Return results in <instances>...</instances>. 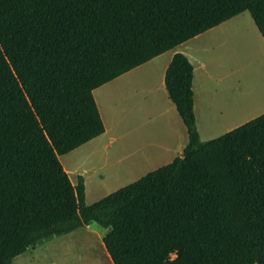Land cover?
<instances>
[{"label":"trees","instance_id":"trees-1","mask_svg":"<svg viewBox=\"0 0 264 264\" xmlns=\"http://www.w3.org/2000/svg\"><path fill=\"white\" fill-rule=\"evenodd\" d=\"M242 2L264 40V0ZM71 7V0H0V71L56 178L55 195L38 212L0 229V264L92 222L107 229L102 243L112 264H264V112L201 140L193 66L181 52L173 54L164 84L186 127L182 153L86 203L82 177L73 184L59 156L104 132L92 93L37 117L5 55L11 56L7 43Z\"/></svg>","mask_w":264,"mask_h":264},{"label":"rangeland","instance_id":"rangeland-1","mask_svg":"<svg viewBox=\"0 0 264 264\" xmlns=\"http://www.w3.org/2000/svg\"><path fill=\"white\" fill-rule=\"evenodd\" d=\"M215 14L213 24L226 21L211 29L208 56L215 79L220 72L226 77L212 84L219 116L209 132L213 137L264 112L263 38L242 0H218ZM155 93L133 83L127 99L110 103L107 132L59 156L73 184L82 177L86 203L165 165L175 154L179 142L172 114L177 112L171 100ZM55 189L43 146L0 71V229L38 212ZM106 232L95 222L83 225L28 249L12 264H112L102 243Z\"/></svg>","mask_w":264,"mask_h":264},{"label":"crops","instance_id":"crops-1","mask_svg":"<svg viewBox=\"0 0 264 264\" xmlns=\"http://www.w3.org/2000/svg\"><path fill=\"white\" fill-rule=\"evenodd\" d=\"M71 2L65 13L7 43L12 60L7 54L6 58L37 117L91 92L105 133L106 116H112L110 103L127 99L133 83L140 82L147 92L156 91V96L170 100L165 70L173 54L181 52L193 66V110L200 139L215 138L209 136L219 117L212 104V84H222L226 76L220 72L214 77L207 37L216 24L226 21L213 24L219 18L215 14L218 0ZM104 103L108 105L103 107ZM240 114L236 108L234 115ZM172 116L179 144L168 163L182 153L188 141L181 117L178 113ZM158 147L167 149L162 143Z\"/></svg>","mask_w":264,"mask_h":264}]
</instances>
